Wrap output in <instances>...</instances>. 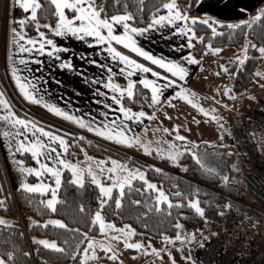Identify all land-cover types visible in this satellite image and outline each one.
I'll return each instance as SVG.
<instances>
[{"label":"snow or ice","instance_id":"snow-or-ice-1","mask_svg":"<svg viewBox=\"0 0 264 264\" xmlns=\"http://www.w3.org/2000/svg\"><path fill=\"white\" fill-rule=\"evenodd\" d=\"M133 2L136 12L129 10V0H111L112 8L118 9L123 3V11L117 10L110 14L108 0H45V2L12 0V6L18 7L24 13L19 17L9 18L6 42L7 66L16 89L25 101L42 105L51 113L108 141L139 148L149 155L155 150L157 155L167 156L173 163H179L180 158L187 153L202 171L213 177L218 176L222 185L227 186L234 181L238 183L237 178L230 177L223 168L210 166L208 153L199 152L197 150L199 142L189 140L180 133L178 129L181 125H173L172 128H153L154 138L163 141L167 145L165 148L160 143L154 144L148 139V128L144 120L159 119L158 112L171 119L165 106L175 107L172 102L178 99L186 101L204 117H210L211 121L218 125L217 140L203 143L215 145L217 141L224 140L225 134L231 136L232 130L225 127L224 116L217 114V109L213 105L222 104L225 109L231 108L232 105L224 101L223 97L229 96L235 99L237 94L233 87L231 85L215 87L214 92L217 95L205 97L211 99L213 105L205 107L200 102V95L187 85V79L190 77L189 66L198 65L203 68V57L197 56L193 51L200 50L197 49V44L203 46L204 53L221 52L220 47L213 45L212 38L224 35L222 30H227L231 39L235 30L240 29L245 36V42L237 49L240 55L234 56L229 62L218 64L219 71L215 73L217 76L224 73L230 77L235 76V73L230 72L229 69L233 66L242 67L245 64L249 59L250 47L257 49L259 57L264 58V44L257 46L252 43L247 39L248 32L244 31V29H252L257 22L264 27V4L256 9L255 15L233 22L219 19L207 12L199 16L191 15L192 9L199 6L202 0H158V6L153 5L149 19L144 21L142 15L138 17L136 14L142 11L144 0H133ZM241 10L248 12L247 8ZM43 16L49 17V22L42 23ZM200 26H206L210 30L209 33L198 35ZM30 29L34 31V35L29 34ZM150 30H167L169 35L181 37L184 42L179 45L174 44L173 48L189 50L184 51L178 58L154 54L143 47L138 40V37H144ZM53 37L75 38L86 45L97 47L104 61L91 58L87 63L98 65L105 75L99 79L94 76L87 77L85 82L102 85L107 91L97 87L95 94L103 97L99 102L106 109L111 110L115 105V112L101 111L100 116L104 118L103 120H98L91 113L88 119H85L83 115H77L52 100L45 99L46 90L41 95L43 78L32 75L30 61L40 64L43 61L39 57L47 54L50 58L59 61L60 68L76 70L72 57L62 58L61 55L68 53L70 49L58 43ZM88 55L91 54L81 55V60ZM113 65L118 67L119 75L126 83L122 84L115 79L117 72L114 71ZM25 72L28 75H25ZM80 74L84 76L82 71ZM134 75L139 78L134 79ZM255 76L264 79V71L257 70ZM251 98L255 99L254 96ZM137 104L146 105L151 111H146L143 106L139 108L132 106ZM109 115L111 119L108 118ZM132 122L138 127L143 125L139 132L133 131ZM195 123L199 124L200 121L196 120ZM156 132L170 133L175 140L163 136L155 137ZM0 137H3L8 158L20 176L19 189L38 193L41 197L50 193L46 199L38 201V205H43L44 210L56 213L57 204L65 203L58 195V190L61 188V174L65 169L71 172V183L83 187L87 175L91 183L98 188L99 194L96 197L98 203L94 210L89 209L86 212L83 203L78 205L79 212L85 214L83 227L78 224L77 227L72 228L64 219L50 217L43 221V225L63 229L67 235L59 237L60 242L50 239L37 240L33 237V241L44 248L62 254L68 259L69 264H124L121 259L123 250H132L130 255L133 259L139 256L148 257V264H199L193 249L204 248L205 242L216 235L210 229L206 231L210 217L206 214L203 205L208 202L201 201L198 195L199 189H195L191 194L179 191L166 192L162 186L147 178L148 166L141 167L132 163L131 158L119 160L111 156H106L104 159L89 156L82 145L79 146L81 151H84L85 162L82 164L78 160L68 159L67 156L75 155L70 148L78 145L74 134L51 129L32 118L18 114L4 90H0ZM70 137L71 142H69ZM83 139L84 136L81 134L80 140ZM257 146L264 150V138L257 142ZM219 147L226 149V155H233L231 146L220 143ZM25 154H30L36 166L27 164L25 159L21 158ZM213 154L216 155L215 152ZM109 161L110 164L107 163ZM232 169L239 171L235 162L232 163ZM155 170L163 171L159 168ZM30 175L37 178L36 183L28 182ZM46 175L48 180L54 182H45ZM102 177L110 182H103ZM137 180L142 182L138 188L134 184ZM3 191L4 187L0 184V193ZM134 191L140 193L141 198H131ZM173 197L181 198L173 199ZM126 199L128 211L132 212L135 219H140L141 216L148 217L150 213L173 217V209H175L174 223L170 221L174 235L158 230L161 246L156 247L150 239L145 241L142 238H135L138 235L142 237L143 234H138L131 223L118 225L108 218L109 214L121 215L125 209ZM7 201L8 196L0 195V209H9ZM133 205L142 206V210L136 209L133 212L131 208ZM215 207L220 209V215H224V210L232 208L233 205L231 201H227L222 206ZM184 208L188 211H180ZM186 216L200 218L204 225L188 230L181 220ZM29 219L31 221L29 227L41 224L39 220L31 217ZM10 226H15L14 221L0 216V227L7 229ZM144 226L148 227L147 224ZM96 232L98 235L93 234ZM17 251L18 246L15 244L10 250L0 251V264H20ZM177 254L180 259H177ZM22 255L27 257L30 253L23 252ZM41 260H44V257H41Z\"/></svg>","mask_w":264,"mask_h":264},{"label":"trees","instance_id":"trees-1","mask_svg":"<svg viewBox=\"0 0 264 264\" xmlns=\"http://www.w3.org/2000/svg\"><path fill=\"white\" fill-rule=\"evenodd\" d=\"M45 2V0H42ZM110 14L113 11H123V3L117 8L111 7V0H108ZM153 5L158 6V0H144V7L141 12H137V16H143L144 21L149 19V14L152 11ZM129 10L136 12V7L133 0H129ZM17 13L19 16L24 13L17 7ZM191 15H197L195 13V7L191 11ZM7 16V0H0V89L6 92L7 97L13 103V106L18 114H23L28 118H32L44 125L46 123L42 122L40 119L35 117L32 113V110L25 105L15 94L11 83L5 72V59L3 52V35L5 31ZM198 16V15H197ZM42 23L49 22V17L43 16L41 19ZM54 22V21H52ZM47 31L46 29H42ZM210 30L206 26H200L198 30V35H207ZM224 31V35L217 36L212 38L214 46H224L231 45L235 46L237 49L242 47L245 42V36L240 29L235 30L231 39H229V34L227 30ZM248 32L247 39L252 43L257 44V46L264 44V27L261 26L260 22L254 24L252 29H244ZM29 34H34L33 30H29ZM206 43V42H205ZM197 49L199 51L193 50L194 54L200 56L202 54L201 45L197 44ZM249 59L245 61V64L242 67H231L229 71H233L235 76L231 85L234 92L237 95L244 93L249 89L248 82L252 79L254 71L258 61L262 62L264 67V58L259 57L257 49L249 48ZM143 60L142 58H140ZM221 61H231L225 60L224 57L219 56L216 59V68L219 71L218 64ZM225 74V73H224ZM221 74V75H224ZM115 79L120 83H126L124 78L117 74ZM142 88V86H138ZM134 108H139L143 106L146 111H151L146 105H132ZM49 128L60 131L55 127ZM63 130V129H62ZM64 131V130H63ZM66 133V132H65ZM75 139L78 141V145H73L70 148V151L75 153V155L68 156L70 158H77L84 154V151L88 155L105 158L106 156H111L116 159L124 160L131 158V162L138 164L141 167H147V178L153 182H156L158 186H162L166 192H184L185 194H191L195 189H199V197L202 202L207 201V204H204L206 208V214L209 215L210 220L207 229H218L223 230L227 226L240 225L247 226L251 225H260L264 223V213L256 209V207L264 208V201L259 197L251 195L246 189L244 183L239 178V173L244 169V164L242 162H237V167L239 171L234 170L232 174H229L230 177H236L237 182H232L231 184L225 186L220 183L219 177H213L208 175L206 172L202 171L200 167L196 164L195 161L191 159L190 154H184L179 163H173L167 158V156H159L153 150L152 154H146L141 149L135 147H125L118 148L112 146L110 142H104L93 138L91 136H84L83 140H80L81 133L72 131ZM263 132H251L248 137H251L252 134ZM171 140H175V137L168 135ZM71 142V137L69 139ZM220 143L219 141H217ZM82 145L84 151H81L80 146ZM204 148L200 147L201 153H208L213 148H220L219 144H208L200 143ZM227 145V144H225ZM236 151L234 145L229 144ZM253 145V144H252ZM257 154L263 153L260 147L253 145ZM204 149V150H203ZM223 149V148H222ZM238 154V152L236 151ZM209 154V153H208ZM240 155V154H238ZM26 163L30 161V154H25L23 157ZM210 166H216L219 168L220 164L215 163L214 161H208ZM222 164V163H221ZM187 167H184V166ZM155 166V167H152ZM162 169V172H157L155 169ZM62 175L61 188L58 190V195L61 200H64L65 203L57 204V212L51 213L43 209V205H38L40 199H44L45 195L41 197L38 193H29L25 190L16 188L10 189L3 172V169L0 165V184L3 185L4 191L0 195L8 196L9 209L4 210L0 209V214L5 216L8 219L14 221V227H8L7 229L0 227V251L10 250L12 245L15 244L18 246L17 256L20 260V264H69L67 258H64L62 254L55 251L44 248L42 245L33 241V237L39 239H50L57 240L60 242L59 237L67 235L63 229L54 227L52 225L44 226L43 221L49 219L50 217H57L64 219L65 223H68L70 227L75 228L78 226L83 227V219L85 214L79 212L78 205L83 203L85 205L86 212L91 209L94 210L98 201L96 200L98 193V188L93 185L88 177L85 178V184L83 187H80L74 183H71L70 172L65 169ZM136 187H140L142 184L141 181H134ZM115 192V190H114ZM148 193H145L147 195ZM131 198L139 199L141 194L138 192H133ZM181 197H173V199H180ZM31 201V203H29ZM231 201L233 207L225 211L224 215H220V209H217L216 205H223L225 202ZM114 207V205H113ZM132 211L136 209H141L142 206H131ZM180 211L187 212L186 208L180 209ZM176 215V210L173 209V217ZM41 221L40 225H33L29 227L31 221L29 218ZM173 217H166L165 214L161 213H150L148 217L141 216L140 219H135L132 212L128 211V201L125 200V209L121 215H111L109 214L108 218L114 220L118 225L123 223H131L133 227L136 228L138 234H143V236H137L135 238H142L143 240H152L153 245L161 244L160 239L158 238L157 231L167 232L169 235H174L171 223H174ZM182 222L185 224V227L188 230H192L196 227L204 225V222L200 218H195L193 216H186L181 218ZM147 224L148 227L144 225ZM23 233V235H20ZM98 234V232L93 233ZM23 252L30 253L29 256L24 257ZM41 257H44V260H41ZM177 259H180L179 254H177Z\"/></svg>","mask_w":264,"mask_h":264},{"label":"crops","instance_id":"crops-1","mask_svg":"<svg viewBox=\"0 0 264 264\" xmlns=\"http://www.w3.org/2000/svg\"><path fill=\"white\" fill-rule=\"evenodd\" d=\"M264 4V0H202L199 6L195 7V13L199 16L204 12L209 13L212 16H215L219 19L236 21L239 19H247L249 15H255V11L258 7ZM247 8L248 12H244L241 9ZM12 16L19 17L17 13V7L12 6V0H7V16H6V24L5 31L3 35V52L5 59V67L7 68V77L11 83V86L17 95L21 96L18 89H16L14 81L11 79L10 71L7 66L6 61V42H7V33L9 27V18ZM35 34V33H34ZM31 34V35H34ZM57 40L58 43L63 44L68 47L70 51L68 53H62V58H66L68 56L72 57V63L75 66L76 70H69L67 68H60L59 61H56L54 58H50L47 54H44L42 57H39L43 62L38 64L34 61H30V67L32 69V75L43 78V88L41 90V95L44 94V91H47V95L45 99H50L53 102L57 103L61 107H65L71 111H73L77 115H83L85 119H88L89 113L98 120H103L104 118L100 116L101 111H109L115 112L116 106L114 105L113 109L109 110L104 107L99 101L103 99V97H99L95 94L96 88L100 87L102 91H107L103 88L102 85L86 83L85 80L87 77L94 76L99 79L101 76H104L105 73L99 69L98 65H90L87 63L88 59L96 58L104 61V57L99 54L96 46H89L84 44L83 42L71 38L65 39L61 37H53ZM139 43L145 47L147 50L152 51L157 55L170 56L173 58H178L183 54L184 51H188L189 49H174V44H182L184 41L181 37L177 35H169L167 30L157 31L150 30L144 37H138ZM85 53L91 54L85 57L84 60H81V55ZM203 57L202 64L203 68L201 69L198 65H190V77L187 79V85L194 91H196L200 95V100L205 107L213 105V101L211 99H205V97H211L212 95H217L214 92V88L217 86H224L221 84L219 75L215 74L217 72L216 64L214 69H212V64H208L205 61H213L216 63V59L219 56L225 57L223 53L221 54H208V58L205 55H200ZM143 59V58H142ZM114 71L119 74V69L116 65H113ZM81 71L84 73V76H81ZM28 75L27 72L24 73ZM134 79H138L139 77L134 75ZM217 80V83H216ZM59 82V83H58ZM40 87V85H38ZM1 90V89H0ZM171 90H169L170 92ZM259 93L264 94V87L260 86V88H250L247 89L244 93L237 95L235 99L230 98L229 96H224L223 100L228 104H232V113L238 110H244L252 105V103L257 100V95ZM254 96L255 99L251 97ZM22 97V96H21ZM219 98V97H218ZM257 98V99H256ZM264 99V98H262ZM234 100V101H233ZM231 102V103H229ZM175 107H167V112L171 115V119L174 120L176 115L180 113V109L186 106H190L186 101L183 100H173L172 102ZM214 107H218L220 109H224L222 104L213 105ZM190 108V107H189ZM235 109V110H234ZM237 109V110H236ZM158 112L157 115L159 117ZM111 119V115L108 117ZM156 119L151 121L145 118L144 124L147 125V128L152 130L151 126L155 125ZM141 126H137L135 122H132L131 127L133 131L139 132L141 130ZM227 135V134H226ZM147 137H149L147 135ZM174 137V136H173ZM228 143L231 144L229 136L227 135ZM264 138V134L255 133L249 137L250 142L253 145L257 146V142ZM167 139H170L167 136ZM171 140V139H170ZM2 143V144H1ZM111 143V142H110ZM202 143V142H201ZM0 156L3 164V172L5 173V177L10 189H14V184L17 188L20 182V176L15 171L12 166L10 159L8 158L7 148L4 144L3 137H0ZM115 144V143H114ZM120 145V144H118ZM121 147H126L125 145H120ZM233 149V148H232ZM264 151V150H263ZM233 153L238 156L240 161L242 162V158L240 155L233 150ZM19 155V154H18ZM51 163V162H49ZM243 163V162H242ZM33 166H36L35 161H33L30 157V161L27 163ZM45 182H54L48 180L47 175L45 176ZM37 182V178L34 175L28 176V182L32 183ZM50 195V193H49Z\"/></svg>","mask_w":264,"mask_h":264},{"label":"built area","instance_id":"built-area-1","mask_svg":"<svg viewBox=\"0 0 264 264\" xmlns=\"http://www.w3.org/2000/svg\"><path fill=\"white\" fill-rule=\"evenodd\" d=\"M225 127L242 158L244 169L239 178L248 192L264 201V151L257 154L248 135L264 134V99L255 100L244 110L224 115ZM264 213V208L256 207ZM199 264H264V223L227 226L206 242L198 254Z\"/></svg>","mask_w":264,"mask_h":264},{"label":"rangeland","instance_id":"rangeland-1","mask_svg":"<svg viewBox=\"0 0 264 264\" xmlns=\"http://www.w3.org/2000/svg\"><path fill=\"white\" fill-rule=\"evenodd\" d=\"M221 48V52L218 54L223 53L224 54V58L225 60H232V58L236 55H240V53L237 51V48L235 46H231V45H224V46H218ZM210 53V52H209ZM209 53H204L202 52V55H205L206 58H208V54ZM208 64H212V69H214L215 64L213 61H205ZM225 62H229V61H221V63H225ZM257 70L260 71H264V67L262 65L261 61H258L255 71H254V75L252 77V79L248 82V86L249 89L250 88H260L261 85H264V79H262L259 76H255V72ZM5 72L7 75V68H5ZM230 72H233L232 70ZM218 77V76H217ZM220 77V82L223 85H229L231 84L233 77H230L227 73H225L224 75L219 76ZM259 82V83H257ZM217 83V80H216ZM15 92V91H14ZM17 95V93H15ZM17 97L25 104L27 105L31 110L32 113L35 117H37L38 119H40L42 122L46 123L47 126H51V127H55L57 129L60 130H64V132L68 133V132H72V131H76L77 133H81L84 134L86 136H91L93 138H96L98 140L101 141H106V142H111L110 144L112 146H116V147H121L118 144H114V142L112 141H108L106 139H104L103 137H99L97 136L95 133L89 132L87 129H82L80 128L78 125L73 124L72 122H69L67 120H65L62 117H59L53 113H51L48 109H45L42 105H36L32 102H28L25 101L23 99V97L17 95ZM258 99L264 98V94L263 93H259V95H257ZM256 98V99H257ZM234 101V100H233ZM201 102V100H200ZM202 103V102H201ZM231 103V102H229ZM234 103H231V105ZM184 107H182L180 109V113L176 115L174 120H169L167 118V116H164L161 113H159V119H156L155 121V125L153 124L151 126L152 130L153 128H161V127H168V128H172L173 125H181V127L178 129L180 131V133L184 136H187L189 140H196L199 143L197 144V150L200 152V150H202V148H204L202 145H199L201 142L204 141H213V140H217V135H218V125L214 122L211 121L210 117H204V115L202 113H199L192 105L190 106H186V104H183ZM166 110L168 106H165ZM190 107V108H189ZM216 107V106H215ZM224 108V107H223ZM217 109V114L224 116L226 113H232L233 108H229V109H220L218 107H216ZM235 110V109H234ZM237 110V109H236ZM196 120H199L200 123L197 124L195 123ZM148 129L147 135L149 136L148 139L152 140L154 144L156 143H160L162 147H167L166 144L163 143V141H158L156 138H154L153 135V131ZM176 129H174L175 131ZM172 134L170 133H162V132H156L155 133V137H165L167 139V136ZM227 135L225 134V138L223 141H219L220 143L223 144H227L228 145V140H227ZM217 142V144H220ZM2 144V143H1ZM0 144V146H2ZM128 147V146H126ZM200 147H202L201 149H199ZM125 148V147H124ZM204 150V149H203ZM216 153V155H214L213 153ZM208 161H214L215 163L217 162V164H220V167L225 168V171L229 174H232L234 172L235 169H232V163L236 161L239 163L241 162L240 159L238 158V156H236L234 153L231 156L226 155V149H222V148H213L210 152L208 151ZM91 156V155H89ZM94 157V156H93ZM68 159H71L73 161H80L82 164L85 162L84 161V154L80 157L77 158H70L67 156ZM98 158V157H97ZM99 159H104V158H99ZM116 159V158H115ZM120 160V159H119ZM110 164V161L107 162ZM222 163V164H221ZM0 165L3 169V164L1 161V156H0ZM237 165V164H236ZM69 171V170H68ZM70 172V171H69ZM232 172V173H231ZM5 174V173H4ZM70 177H71V172H70ZM87 177V175H86ZM90 179V177H88ZM103 182L108 183L110 181H108L106 178L102 177ZM91 181V179H90ZM32 183H34V181H31ZM14 189H16V185L14 184ZM12 190V189H11ZM49 194H45V198H47ZM0 216H2L0 214ZM57 218V217H54ZM209 229H207L206 231H208ZM212 232L218 233L221 230L218 229H210ZM94 235H98V234H94ZM207 242V241H206ZM205 242V243H206ZM156 247H160L161 244L159 245H154ZM202 248H195L193 249V254L197 257L198 259V254L200 252ZM132 250H123V254L121 259L124 261V264H148L149 262V258L146 256H139L135 259L132 258V256L130 255ZM165 260H167V257L165 256Z\"/></svg>","mask_w":264,"mask_h":264}]
</instances>
